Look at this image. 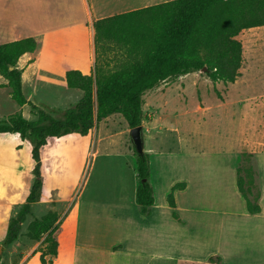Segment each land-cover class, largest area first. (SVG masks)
<instances>
[{
    "label": "rangeland",
    "instance_id": "374dc122",
    "mask_svg": "<svg viewBox=\"0 0 264 264\" xmlns=\"http://www.w3.org/2000/svg\"><path fill=\"white\" fill-rule=\"evenodd\" d=\"M163 1L167 0H129L112 10L130 11ZM237 38L243 44V57L241 75L234 83L214 82L203 71L161 82L143 95L142 125L146 151L153 155L152 182L161 204L170 180L188 172L187 161L191 159L161 161L160 153L194 150L202 153L203 150L213 154L208 159L196 158L200 163L198 167L210 163L208 181L195 190L197 202L209 210L199 215L205 223L204 228H200V237L171 227L167 231L168 244L188 247L198 260L224 249L227 251L225 264H264V220L244 215L243 196L237 194L234 173L226 166L232 157L217 155L234 149L241 154L260 151L258 162L264 182V152L258 150L264 144L257 141L264 134L260 133L262 128L250 130L244 140L242 134L231 136L232 130L238 127L233 119H240L241 113L231 104L223 106L220 103L228 88L240 87L234 92H240L238 97L264 92V26L245 29ZM123 58L122 50H110L97 53L95 64L103 65L106 70L113 69ZM33 61L24 59L20 66L23 68L24 93L30 104L19 106L12 98L10 88L1 85L5 81L0 76V122H6L15 113L36 120L38 111L34 106L56 118H63L66 110L80 101L82 91L68 87L64 76L65 69L75 65L73 62L42 60L31 63ZM254 126V123H248L249 129ZM130 128L121 114H113L98 122L87 134L70 133L49 138L42 152L45 179L42 195L27 213L19 237L10 243L5 242L9 225L26 202L33 185V143L17 133L0 134V264H42L43 238L32 239L28 234L29 225L51 210L58 213L61 232L58 255L48 264H70L73 231V248L81 255L85 253L84 243L103 245L118 236L128 239L131 245L137 243L135 229H139L140 224L131 210L128 189L137 182L135 146ZM253 163L258 170L255 159ZM111 198L124 199L129 207H125L123 217L113 223L108 221L111 207L105 203ZM183 204V213L196 219L191 208L188 209V202L183 200ZM132 252L133 249L126 252L127 260L133 258Z\"/></svg>",
    "mask_w": 264,
    "mask_h": 264
},
{
    "label": "trees",
    "instance_id": "16d2710c",
    "mask_svg": "<svg viewBox=\"0 0 264 264\" xmlns=\"http://www.w3.org/2000/svg\"><path fill=\"white\" fill-rule=\"evenodd\" d=\"M264 26V0H169L130 11L116 13L94 21L96 53L121 51L123 60L113 69L95 64L93 74L79 69L66 72L70 88L80 89L78 104L66 110L63 118L34 106L36 120L22 114L0 122V134L17 133L33 143V185L26 202L11 220L5 242L19 237L22 223L32 204L42 195V152L49 138L70 133L87 134L101 120L121 114L130 127L143 124V95L161 82L193 71H203L214 82L233 83L241 75L243 44L237 36L245 29ZM38 40L32 36L0 43V75L7 81L12 98L19 106L30 101L24 93L23 69L18 66L22 55L34 52ZM137 162L136 202L141 215L151 213L155 202L150 181V155L135 149ZM254 154L244 151L237 167V187L245 199L247 211H261L258 170ZM185 182H176L167 195L172 215L183 222L176 207L175 191ZM61 220L56 211L35 218L29 236L43 238L42 264L53 263L58 255ZM47 256H50L47 259ZM219 255L210 262L220 264Z\"/></svg>",
    "mask_w": 264,
    "mask_h": 264
},
{
    "label": "crops",
    "instance_id": "0c3cea01",
    "mask_svg": "<svg viewBox=\"0 0 264 264\" xmlns=\"http://www.w3.org/2000/svg\"><path fill=\"white\" fill-rule=\"evenodd\" d=\"M128 1L129 0H0V43L32 36L38 40V48L34 52H28L22 55L18 61L19 67L24 59H33L34 61L31 63H38L42 60L49 63L67 61L73 62L75 65L65 69V81L66 72L69 69H79L84 74H93L97 55L94 21L99 18L128 11L127 9L121 12L112 10L115 6L120 5V3L125 4ZM4 81L7 82L5 79ZM236 90H240V87L228 88L223 99L220 100V103L223 106L231 104L238 108L241 117L240 119L237 117V119H233V123L238 125V127L237 129L232 130L230 134L231 136L242 134L244 135V140L249 136L250 130L256 129L258 131L262 128L260 133L264 132V92L262 91L261 93L260 91V93L257 92L251 95H246L245 97H242V95L238 97L236 95H239L240 92L238 91V94H234ZM252 115L254 116L253 118H251ZM248 123H254V128L249 129ZM243 140L241 139V142ZM257 141L264 144V134H261V138ZM258 150L264 152V146ZM197 151H181L179 153L169 151L158 155L159 158H161V161H165L166 159L170 161L175 158L191 159L187 161L190 166L188 172H182L175 175L170 180L162 204L158 201L157 189L152 182V170L154 167L153 155L148 152L150 155V181L155 196V202L149 215H141L138 209L136 202L138 180L133 188L128 187L131 204L133 206H131V210L134 211V217L140 224L139 229H135L137 243L131 245L128 239L120 236L107 241L103 245L98 244V246H90L88 243H84V247L83 245L81 246L84 248L85 253L81 255L78 254L75 247L73 248V231L70 264L71 261L72 264L202 263L208 262L209 258L215 255L221 256L222 260L220 264H225L227 251L224 249H219L216 252L217 254H208L209 256L207 255V258L204 260H198L197 257L192 254L193 251L188 250V247H173L169 245L167 241V231L170 230L171 227L179 228L180 232L182 230L189 232V234H191L190 236L193 235L196 238L200 237V228H204L205 223L199 215L207 213L209 210L204 209L205 206L203 207L197 202V194H195V190L197 187L200 189L201 185L208 181L210 163H206L203 167H198L200 163H198V159L196 158L201 156L204 157L203 159H208L212 157L213 154L205 153L203 150L202 153ZM259 152L260 151L252 152L258 168L257 180L261 191L259 198L261 211L255 214H250L247 211L246 202L237 187V167L241 162L242 154L234 149L229 152L224 151L218 153L217 155H229V157H232L231 162H228L226 166L234 173L233 181L236 192L242 197L246 208V211L243 212L244 215L264 220V182L261 178L260 165L258 162ZM199 168H201L200 171ZM176 182L186 183L184 189H178L175 191L176 209L183 222H179L173 217V208L169 206L167 201V195ZM183 200L186 201V204L188 202V209L191 208L196 219H193V217H187L183 213ZM105 203H109V206L111 207L108 209V221L110 223L118 221L119 218L123 217L124 208H129L128 203L124 199L111 198V200L106 201ZM76 209L73 214L74 218ZM180 238L182 239V236ZM130 249H133V258H128V262L125 254Z\"/></svg>",
    "mask_w": 264,
    "mask_h": 264
},
{
    "label": "water",
    "instance_id": "95a60500",
    "mask_svg": "<svg viewBox=\"0 0 264 264\" xmlns=\"http://www.w3.org/2000/svg\"><path fill=\"white\" fill-rule=\"evenodd\" d=\"M130 134L132 141L134 143L135 149L142 153L145 150V138H144V128L143 125H138L130 128ZM2 251V246H0V252Z\"/></svg>",
    "mask_w": 264,
    "mask_h": 264
}]
</instances>
